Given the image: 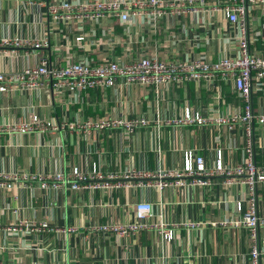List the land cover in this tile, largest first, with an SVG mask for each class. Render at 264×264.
<instances>
[{
  "label": "crops",
  "instance_id": "crops-1",
  "mask_svg": "<svg viewBox=\"0 0 264 264\" xmlns=\"http://www.w3.org/2000/svg\"><path fill=\"white\" fill-rule=\"evenodd\" d=\"M55 0H0V40L49 38L45 50L53 63L93 58L131 60L156 55L161 60L204 59L215 62L236 53L237 28L221 12L187 17L167 16L156 34L135 20L127 25L104 20L101 26L85 24L84 49L75 40L79 32L54 24L46 5ZM212 0H207L211 5ZM248 13L250 50L264 56V6ZM112 27V33L104 32ZM173 37V38H172ZM33 49L0 50V71L20 70L37 64ZM243 102L231 84L222 97L206 83L172 84L163 88L157 102L148 89L134 85L117 88L64 91L44 89L22 94L0 93V125L21 122L30 114L46 120L90 118H145L148 126L128 135L124 129L77 136L55 134H0V174L68 176L74 168L90 170L96 164L104 173H122L130 167L156 173L182 169L186 151L204 158L207 166L222 152L225 166L244 159L246 136L240 127L167 126L166 119L182 116L186 108L203 114H229L242 110ZM253 111L264 114V88L253 92ZM157 113L161 121L155 124ZM254 159L264 168V125L253 124ZM214 178L209 187L168 185L112 190L41 188L37 183L9 182L0 188V263L16 264H250L248 231L235 227L236 204L248 209L247 185L223 184ZM257 212L264 216V183L256 187ZM149 203L152 213L143 225L174 228L172 240L158 229L120 236L95 231L101 226L137 222L135 206ZM189 223L199 224L191 228ZM225 223V224H224ZM47 224L46 228L41 225ZM176 226V227H175ZM12 227L16 229L13 230ZM264 237V228H260ZM264 264V254L261 256Z\"/></svg>",
  "mask_w": 264,
  "mask_h": 264
},
{
  "label": "built area",
  "instance_id": "built-area-1",
  "mask_svg": "<svg viewBox=\"0 0 264 264\" xmlns=\"http://www.w3.org/2000/svg\"><path fill=\"white\" fill-rule=\"evenodd\" d=\"M46 5L48 16L52 23L66 25L79 32L75 40L77 46L84 49L88 35L94 31L85 32V24L101 26L104 20H115L124 25L140 20L141 25L147 27L150 33L156 34L161 29V22L167 16L187 17L196 20L200 14L221 12L229 24L237 28L236 54L232 57H222L215 62L204 59L161 60L158 56L145 55L131 60L111 58L95 62L93 58L70 62L61 65L53 63L45 50L50 48L49 38L42 39H9L0 40V50L8 48L33 49L39 52L37 64L26 66L20 70L0 71V93L22 94L27 91L44 89L52 93L61 94L64 91L80 93L81 91L117 88L119 91L134 85L150 90L159 102L163 88L172 84L206 83L222 97L224 84H231L242 100V110L229 114H203L191 112L186 108L182 116L166 119L167 126H207L229 130L240 127L244 130L246 144L244 159L236 166H225L222 161L221 150L217 151V162L214 166H207L200 155L186 151L183 157L182 169L160 170L156 173L130 167L122 173H104L95 164L90 170L74 168L65 176L57 173L53 176L35 174H0V188L9 182L37 183L41 188H67L72 191L83 189L114 190L141 186H157L161 189L168 185L209 187L214 178H223V184L232 185L240 182L247 185L248 209H243L242 201L236 204L239 217L232 222L235 227H243L248 231L250 241V264H262L264 254V237L260 236V228H264V216L257 212L256 187L264 183V168H258L254 159L253 124L264 125V114L253 111V92L264 88V56H257L250 50L248 32V13L252 6H264V0H55ZM112 27L104 32L112 33ZM173 38V37H172ZM161 121L157 113L155 124ZM145 118H125L123 115L92 120L82 119H50L46 120L37 114H30L21 122L0 125V134H55L69 133L77 136H91L93 133L109 132L124 129L131 135L138 127L148 126ZM137 222L101 226L93 228L95 231L113 232L120 236L135 234L144 229H158L166 240L174 237V228L164 224L143 225L152 213L149 203H138L135 208ZM225 224V223H224ZM199 224L189 223L191 228ZM46 228L47 224L41 225ZM176 227V226H175ZM15 230V227H12ZM1 264V263H0ZM16 264H26L17 262ZM31 264H45L34 262Z\"/></svg>",
  "mask_w": 264,
  "mask_h": 264
}]
</instances>
